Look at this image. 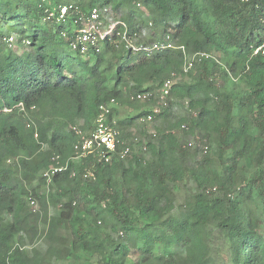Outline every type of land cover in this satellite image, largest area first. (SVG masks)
Wrapping results in <instances>:
<instances>
[{
	"label": "trees",
	"instance_id": "obj_1",
	"mask_svg": "<svg viewBox=\"0 0 264 264\" xmlns=\"http://www.w3.org/2000/svg\"><path fill=\"white\" fill-rule=\"evenodd\" d=\"M73 3L110 8L126 27L72 50L78 35L57 17ZM263 43L264 0H0V264H264ZM200 53L210 58L193 61ZM168 79L180 118L159 101ZM101 106L131 147L125 159L122 145L76 157L73 128L90 133ZM196 131L206 154L188 146ZM41 225L50 244L39 258L26 244ZM60 230L68 244L55 242Z\"/></svg>",
	"mask_w": 264,
	"mask_h": 264
},
{
	"label": "built area",
	"instance_id": "obj_2",
	"mask_svg": "<svg viewBox=\"0 0 264 264\" xmlns=\"http://www.w3.org/2000/svg\"><path fill=\"white\" fill-rule=\"evenodd\" d=\"M50 15L54 17L53 14ZM57 21L62 23H72L71 32L78 35V40L73 42L71 47L72 50L80 49L82 54H85L90 49V47H98L103 42L108 40L110 41L117 32V28L119 26L126 27L121 21H119V19L114 18L110 8H94L87 15L74 3L64 4L60 7ZM117 35L125 40L126 30L123 33L119 32ZM13 42L14 41L11 38L8 42L10 47H12L11 44ZM159 47L160 46L158 43L153 45V49L155 50H159ZM168 47L171 48V45ZM259 53L264 55V43L255 52V54ZM209 58L210 56L207 54L200 53L194 56L193 61L197 62ZM193 61L192 63L185 65L186 72L187 70L193 68ZM172 85V80L168 79L161 85L159 89V101L160 104L165 108L171 106L170 102L172 101ZM148 96V94H138L136 99L144 101L148 98ZM155 112L158 113L159 110L156 109ZM107 114L110 115L109 106H101L100 114L94 122V129L90 131V133H85L77 128H73L78 136V141L74 146L76 157H86L93 153L95 149H97L101 155L102 151L106 153H115L119 145L124 146V149L118 153L120 159H125L131 153L130 145H126V143L121 142L119 140V132L108 125V120L106 119ZM151 119V116H149L147 118L141 119V122L149 123L151 122ZM182 128L188 129V126L184 125ZM199 141L200 139L196 143L189 141L188 146L192 149L201 150L206 154L209 150V147L202 145ZM134 143H138V140H136ZM140 144L142 145V150L146 151V142L143 141ZM109 160V156L105 157L106 163H108ZM61 170L62 168H54L50 173H46V175L54 174L55 172H60ZM84 177L88 179H95V175L92 171L85 172ZM35 202L36 201L32 200L31 205L34 206Z\"/></svg>",
	"mask_w": 264,
	"mask_h": 264
},
{
	"label": "rangeland",
	"instance_id": "obj_3",
	"mask_svg": "<svg viewBox=\"0 0 264 264\" xmlns=\"http://www.w3.org/2000/svg\"><path fill=\"white\" fill-rule=\"evenodd\" d=\"M142 11V10H141ZM123 10H120V12L117 14V16H121L122 15ZM143 13V12H142ZM144 19L150 18L149 14L143 16ZM143 34L146 37L151 38V40L154 39L153 37V30L147 27H143ZM21 50L18 49L17 53H20ZM185 104L176 100V102H173V106H170V109L172 108V113L176 116V117H182L184 115H186V111H185ZM127 115V113L124 110H120V115L118 116L119 118L123 117ZM199 139H201V134L200 132L196 131V133L189 137L188 142H197ZM137 140L136 137L130 138L129 142H135ZM215 141V139H214ZM213 141L212 143V147H211V151L209 153V158L211 160L210 163V168L211 169H215L216 165H217V160H216V147H215V142ZM194 186V182L193 180H190L189 182H187V185H180V187L175 190V210L173 212L174 216H178L181 213V208L182 206L185 204L186 200L189 198L191 192H190V187ZM51 189V183L49 185H45L41 188L38 189V192H40V194H44L46 195L48 191H50ZM34 207L35 211H39L41 208L40 202H35V205L32 206ZM54 213V207L51 206L50 208V214L53 215ZM46 229V227L44 225H41V229L37 230V231H33V233L28 236V242H27V247L28 249H31L33 251V253L41 258L44 256L47 247L49 246L50 242L45 238L44 235V230ZM69 239H70V234L66 231L60 230L55 238V242L57 243H61V244H68L69 243ZM52 264H66L63 263L62 261H53Z\"/></svg>",
	"mask_w": 264,
	"mask_h": 264
},
{
	"label": "clouds",
	"instance_id": "obj_4",
	"mask_svg": "<svg viewBox=\"0 0 264 264\" xmlns=\"http://www.w3.org/2000/svg\"><path fill=\"white\" fill-rule=\"evenodd\" d=\"M22 104H20V106H21ZM21 108H23V107H21ZM10 110H7V112H9Z\"/></svg>",
	"mask_w": 264,
	"mask_h": 264
}]
</instances>
